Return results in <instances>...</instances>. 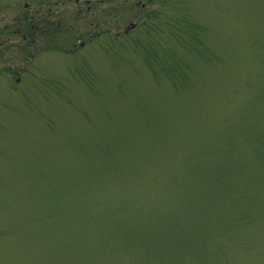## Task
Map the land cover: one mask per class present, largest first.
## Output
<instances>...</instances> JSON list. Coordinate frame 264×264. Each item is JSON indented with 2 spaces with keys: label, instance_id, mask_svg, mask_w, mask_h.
<instances>
[{
  "label": "rangeland",
  "instance_id": "374dc122",
  "mask_svg": "<svg viewBox=\"0 0 264 264\" xmlns=\"http://www.w3.org/2000/svg\"><path fill=\"white\" fill-rule=\"evenodd\" d=\"M43 1L0 0V264H264V0Z\"/></svg>",
  "mask_w": 264,
  "mask_h": 264
},
{
  "label": "flooded vegetation",
  "instance_id": "af4514ba",
  "mask_svg": "<svg viewBox=\"0 0 264 264\" xmlns=\"http://www.w3.org/2000/svg\"><path fill=\"white\" fill-rule=\"evenodd\" d=\"M46 3H48V5H49V3H50V1L49 0H47V1H44L43 2V4L45 5ZM48 10L50 11V8H48ZM23 17H24V15H23ZM32 18H34V16L32 15ZM26 20H28V17L27 16H25L24 17V19H23V21H26ZM35 20V19H34ZM34 20L33 19H31V22L32 23H34ZM47 20V18H44V21H46ZM49 26H50V21L49 20H47L46 21V24H45V26H44V29H43V33H44V40H45V42H44V44H46V45H49V40H50V38H49ZM29 30L30 31H33V34H35V33H38L39 32V27L37 26V25H35V24H33L32 26H31V28H29ZM22 31V29L21 28H17L16 30H13L12 31V35L13 34H18L19 32H21ZM27 31V30H26ZM3 34H7V33H0V65H1V61L3 60V47H4V42H3V40H1V35L3 36ZM24 38H26V37H24ZM35 42H36V40L34 39V40H31V44L30 45H28V48L30 49V50H33V49H35L34 48V45H35ZM46 45H43V46H46ZM38 48V50H39V46L37 47ZM31 56H32V58L33 59H35L36 58V55L35 54H31ZM10 65V64H9ZM1 73V72H0Z\"/></svg>",
  "mask_w": 264,
  "mask_h": 264
}]
</instances>
